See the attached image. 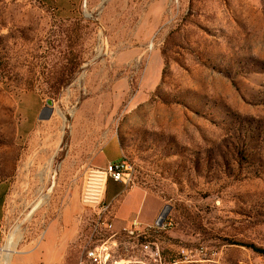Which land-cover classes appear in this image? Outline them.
Wrapping results in <instances>:
<instances>
[{"label":"rangeland","instance_id":"rangeland-1","mask_svg":"<svg viewBox=\"0 0 264 264\" xmlns=\"http://www.w3.org/2000/svg\"><path fill=\"white\" fill-rule=\"evenodd\" d=\"M121 160L133 181L86 202ZM102 201L118 227L166 212L163 262L264 264V0H0L8 264H77Z\"/></svg>","mask_w":264,"mask_h":264},{"label":"built area","instance_id":"built-area-1","mask_svg":"<svg viewBox=\"0 0 264 264\" xmlns=\"http://www.w3.org/2000/svg\"><path fill=\"white\" fill-rule=\"evenodd\" d=\"M130 172L131 165L126 160L109 161L104 169L98 171L95 176V187L86 194L85 201L101 204L99 198L109 181L130 184L133 181ZM172 226L173 219L166 215L164 218L160 216L152 225L145 224L137 217L117 227L112 217L111 205H106L102 201L98 218L94 221L91 236L85 245L86 247L89 244H96L97 252L92 257H85L84 247L77 264H96L101 260H107V252L114 250L116 246L145 250L147 255L145 264H179V260L163 262V250L160 243L150 239L151 230H168Z\"/></svg>","mask_w":264,"mask_h":264},{"label":"bare ground","instance_id":"bare-ground-1","mask_svg":"<svg viewBox=\"0 0 264 264\" xmlns=\"http://www.w3.org/2000/svg\"><path fill=\"white\" fill-rule=\"evenodd\" d=\"M21 239V238H20ZM19 240V236H12L8 242L0 248L1 252V261L0 264H8L10 261L11 256L13 255V252L16 251L15 246L17 245ZM97 252V247L95 249H90L86 251L85 257H92ZM112 254L111 252H107V260H101L100 262H96V264H110V258Z\"/></svg>","mask_w":264,"mask_h":264},{"label":"trees","instance_id":"trees-1","mask_svg":"<svg viewBox=\"0 0 264 264\" xmlns=\"http://www.w3.org/2000/svg\"><path fill=\"white\" fill-rule=\"evenodd\" d=\"M244 246L252 249L254 252L258 253L259 255L264 257V247L258 246L256 244H245Z\"/></svg>","mask_w":264,"mask_h":264},{"label":"water","instance_id":"water-1","mask_svg":"<svg viewBox=\"0 0 264 264\" xmlns=\"http://www.w3.org/2000/svg\"><path fill=\"white\" fill-rule=\"evenodd\" d=\"M53 104V101L50 99V100H48V105L49 106H51ZM46 111H48L49 112V114L52 112V108H50V107H47L46 109H45ZM48 114V116H46V117H41V119H47L50 115ZM166 212L162 215L163 216V218L166 216Z\"/></svg>","mask_w":264,"mask_h":264},{"label":"crops","instance_id":"crops-1","mask_svg":"<svg viewBox=\"0 0 264 264\" xmlns=\"http://www.w3.org/2000/svg\"><path fill=\"white\" fill-rule=\"evenodd\" d=\"M122 225H123V224H122ZM122 225H121V226H122ZM121 226H120V227H121ZM117 227H118V226H117Z\"/></svg>","mask_w":264,"mask_h":264}]
</instances>
